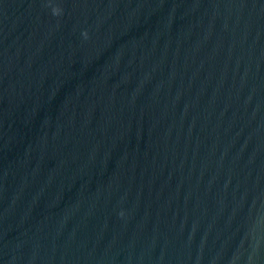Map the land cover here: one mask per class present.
I'll return each instance as SVG.
<instances>
[{
  "label": "water",
  "instance_id": "95a60500",
  "mask_svg": "<svg viewBox=\"0 0 264 264\" xmlns=\"http://www.w3.org/2000/svg\"><path fill=\"white\" fill-rule=\"evenodd\" d=\"M0 264H264V0H0Z\"/></svg>",
  "mask_w": 264,
  "mask_h": 264
},
{
  "label": "clouds",
  "instance_id": "9594fccd",
  "mask_svg": "<svg viewBox=\"0 0 264 264\" xmlns=\"http://www.w3.org/2000/svg\"><path fill=\"white\" fill-rule=\"evenodd\" d=\"M52 11H53L54 14L59 15V14L61 13L62 10H61L59 7H54V8L52 9ZM84 35L86 36L87 33L85 32Z\"/></svg>",
  "mask_w": 264,
  "mask_h": 264
}]
</instances>
